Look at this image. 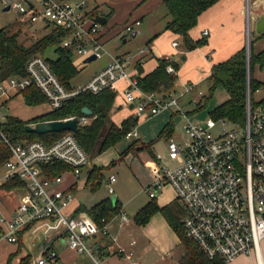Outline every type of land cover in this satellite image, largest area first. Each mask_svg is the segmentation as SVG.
Here are the masks:
<instances>
[{"label": "built area", "instance_id": "2783aa9c", "mask_svg": "<svg viewBox=\"0 0 264 264\" xmlns=\"http://www.w3.org/2000/svg\"><path fill=\"white\" fill-rule=\"evenodd\" d=\"M84 6V2L71 0H0V7L15 9L21 21L41 22L67 32L61 42L64 47L84 57L96 55L100 58L106 53L104 25L85 12ZM141 24L139 20L127 23L123 27L124 32L129 37H136L142 31ZM208 34V31L203 32V36ZM179 44L178 41L173 42L175 47ZM134 57L135 54L131 53L113 57L85 84L71 90L64 86L41 55L29 59L25 75L0 79V141L10 151V157L0 165V186L16 179L24 181V198L15 215L0 218V240L15 244L20 231L26 229L36 235L43 230L45 245L34 264H105L99 238L109 235L110 221L103 219L104 224L99 226L88 215L69 213L74 193L71 188L62 186L66 172L75 177L81 174L89 162V154L72 131L51 144L40 139L23 140L12 136L3 129L8 117L4 116L2 108L31 86L42 91L51 110H54L82 92L114 90L116 84L124 80L125 101L133 104L134 119L176 110L188 120V138H170L167 142L173 165L161 166V157L156 156L160 171L152 188L147 189L150 197L154 198L166 184L173 186L176 200L183 208L185 234L209 259L230 262L242 254H255L257 264H264V97L255 99L258 104H254L249 88L243 127L227 119L213 117L204 124L195 123L180 106L182 96L191 89L184 92L176 89L145 91L138 76L130 70ZM165 58L168 60L167 72L177 76L173 58ZM208 77L203 80H208ZM80 120L88 121L85 116L78 118ZM218 125L220 128L216 130ZM126 137L139 139V133L134 128ZM57 162L70 169L49 177L46 165ZM115 180L112 175L108 188L110 193H114L111 183ZM55 240L86 256L89 263L63 261L53 248ZM128 264L139 262L130 257Z\"/></svg>", "mask_w": 264, "mask_h": 264}, {"label": "trees", "instance_id": "16d2710c", "mask_svg": "<svg viewBox=\"0 0 264 264\" xmlns=\"http://www.w3.org/2000/svg\"><path fill=\"white\" fill-rule=\"evenodd\" d=\"M218 1L220 0H164L163 4L169 15L164 27L165 30L178 34L182 39L185 50H192L204 45L207 40L202 38L194 41L190 36V30L197 24L199 16ZM66 36L67 32L61 28L52 27L49 33L44 34L30 45H25L19 41L17 32H13L7 27H0V79L12 75H25V68L29 59L36 55H42L49 62L64 86L69 90L73 89L72 80L76 77L79 70L72 61V49L61 44ZM152 40L153 38L148 43H151ZM157 60V66L144 75H142L141 66L137 65L139 82L145 91H171L175 87L177 76L167 72L168 60L165 57ZM173 65L177 70L179 69L177 63L173 62ZM257 66L264 67V50L255 52L253 41H251L249 60L246 47H243L228 59L212 67L208 77L210 92L213 93L216 88L223 87L228 93V99L212 111L211 117L227 119L238 126H245L248 90L249 88L251 89L253 103L258 104L254 94L259 88L264 86V82L254 77V69ZM22 95L27 105L35 106L48 103L46 96L35 86L23 90ZM115 95V92L110 89H105L99 93L85 91L67 100L61 108L30 119H22L13 115L8 116L3 129L16 138L23 140L40 139L46 144H51L57 138L68 133V130L40 135L28 131L27 126L41 121L64 120L70 117L81 118L85 116L88 121L83 122L80 120L79 131L74 134L89 156L93 157L125 139L127 133L133 130L137 124V119L130 117L125 119L121 125L111 122L107 127L110 122ZM84 107L90 108L92 114H83L82 109ZM172 128V122L167 124L160 132L159 138L167 137L170 139ZM138 144H140L139 139H134L123 154H127ZM146 148V146H143L141 150ZM9 157L10 151L0 141V165ZM45 168L49 177L57 176L70 169L69 166L60 162L48 164ZM103 169L99 167L91 169L87 178V185L92 191L98 190L104 177ZM3 187L9 190L15 187L24 188V181L16 179L5 183ZM174 205L175 207L159 206L155 200H151L135 215V221L140 225H144L148 223L153 213L160 210L167 218L170 226L181 238V243L185 250V254L181 258V264H225L224 261L218 258L209 259L198 245L186 236L182 224L183 209L178 203ZM84 210L99 226H102L104 224L103 219L107 222L111 221L115 215L121 212V207L116 199L106 198L91 208H84ZM24 230L19 233V248L15 254L21 250L20 247L23 242L21 233ZM15 254L10 255L9 264H11L10 260ZM31 259L32 255L27 254L20 259L18 264H30Z\"/></svg>", "mask_w": 264, "mask_h": 264}, {"label": "crops", "instance_id": "0c3cea01", "mask_svg": "<svg viewBox=\"0 0 264 264\" xmlns=\"http://www.w3.org/2000/svg\"><path fill=\"white\" fill-rule=\"evenodd\" d=\"M72 2H84V11L90 14H93V19L97 14L104 16L107 19V22L104 25L105 35H104V45L106 48V53L108 60L98 66L96 70L91 73L89 76L82 78L80 76L82 70L87 65V58L82 55L75 53L73 50L72 61L74 65L79 70L76 77L72 80L73 87H78L85 84L92 76L102 70L113 57L122 56L124 54H135L134 61L131 64L130 70L132 73L138 75V67L140 65L142 68V75L151 72L157 66V59L163 57H172L173 62L177 63L179 66V58L185 61L186 67L192 69L198 82H203V78L210 75L212 67L229 57L235 54L237 51L247 46L248 39L251 37L253 39V46L255 44L259 45L258 49L255 52H260L264 50V33L260 37H256L253 34L254 23L264 15V0H220L207 10H205L198 19L197 24L190 30V36L194 41L205 38L207 42L192 50H185L183 47V42L181 37L178 34H175L171 31L165 30L166 22L169 19V15L166 7L163 4L164 0H71ZM3 11H8L2 9ZM139 20L142 22V39L135 41V37H129L125 32L123 27L130 22ZM21 21V20H20ZM28 26L33 28L40 27L41 29H52V25L48 26L41 22L30 23L26 22ZM208 31L209 34L203 36V32ZM254 35V38H253ZM153 38L151 43L148 41ZM178 41L180 44L175 47L173 42ZM135 43V45H132ZM112 44V45H111ZM112 46V49H108L109 46ZM144 49L143 52H140ZM42 56V55H41ZM44 57V56H43ZM102 57V56H101ZM45 58V57H44ZM97 59V58H96ZM95 59V60H96ZM93 62V61H91ZM258 67V66H257ZM177 75H179V69L177 70ZM254 77L262 82H264V67H259L257 73L254 74ZM208 82V80H205ZM175 82V87L176 89ZM126 81L120 80L116 84V88L112 91L115 92V101L110 115V122L107 124V127L111 122L121 125V123L130 117L134 116V106L131 103L125 101L124 96V86ZM262 91L264 92V86ZM19 95H22L19 94ZM16 97V96H15ZM23 97V95H22ZM264 95L261 97L263 98ZM14 99V97L12 98ZM9 100V102L12 101ZM117 99V100H116ZM260 99V98H258ZM24 100V98H23ZM25 102V101H24ZM49 105V104H48ZM51 111L49 106L48 110L41 111L36 113L34 116L28 117L27 119L42 115ZM170 111L173 116L175 113H178L173 110ZM163 112V111H162ZM164 117V116H162ZM167 118H162L159 120L160 125L165 123ZM165 127V126H164ZM73 132V131H72ZM75 133V132H73ZM166 142H168L167 137H163ZM170 138H175L171 134ZM129 139V138H125ZM177 139V138H175ZM127 147L134 141L133 138ZM140 144L145 145L151 150L150 145H146L140 140ZM126 147V148H127ZM153 152V151H152ZM155 159L153 172H156L158 175L160 171V164L155 156V153H152ZM87 165L83 168L81 174L78 177H75L71 172L64 174V181L62 186L66 188H71L73 193H77L80 189L89 188L87 185V178L93 167H99L92 162L90 159ZM100 168V167H99ZM153 175L151 182L153 184L157 175ZM2 174L0 173V176ZM114 175L116 180L111 183L114 187V184L117 182V175L115 173L109 174L106 188L108 194L115 196V199L119 202L121 207V212L115 215L110 221V233L107 236H101L100 244L101 249L103 250L102 258L105 264H128L130 257L139 262V264H146L147 261L144 259L145 249L144 242L147 236V233H150L148 228V223L140 225L135 221V216L133 218L129 217L128 211L125 209L123 202L115 195L114 193L109 192L110 177ZM69 176V177H68ZM84 176L83 186H81V177ZM107 179V178H106ZM148 184V185H149ZM166 184L165 186L167 187ZM164 188L157 191V194L154 198L159 206H172L175 207V203L179 202L176 200V192L173 186L170 188ZM81 187V188H80ZM13 189H7L0 186V218H11L15 215L20 201L24 198V193L20 195V199L15 196H11L10 193ZM24 191V188H20ZM102 191V190H100ZM91 192V191H90ZM97 193V191H92V194ZM112 196H106L105 192L100 193L98 197L95 198L90 205L84 204L79 201H75V197L71 202L68 212L76 215H87L84 208H91L97 203L101 202L106 198H112ZM17 200H15L14 198ZM151 201V200H149ZM148 201V202H149ZM147 202V203H148ZM146 203V204H147ZM145 204V205H146ZM144 205V206H145ZM142 206V207H144ZM182 208V206L179 204ZM141 207V208H142ZM183 209V208H182ZM139 212V210H138ZM137 212V213H138ZM136 213V214H137ZM135 214V215H136ZM122 215L126 216L124 219ZM141 227V228H140ZM170 228V227H169ZM140 229V230H139ZM171 229V228H170ZM173 229V228H172ZM174 230V229H173ZM149 231V232H148ZM175 231V230H174ZM147 232V233H146ZM26 233H31L28 230H24L21 233L23 237ZM174 233V234H172ZM168 234V233H167ZM172 234V236H171ZM176 234V235H175ZM35 235V234H33ZM168 237L170 240L172 238L173 245L171 242L164 244L166 250H170V258H164L163 261H160V264H181V258L185 254L184 247L181 243V238L176 232H169ZM42 243V248L39 253L43 251L44 243ZM163 243V238H159L158 242ZM59 242L55 240L53 242V248L57 251L60 258L63 261H73L77 263H89L86 256L78 254L70 250L67 245L61 241L62 249H58L55 244ZM19 241L17 243H9L6 240H0V264H9V258L11 254H15L19 248ZM38 253V254H39ZM31 254V253H28ZM39 254V256H40ZM27 255V254H26ZM32 255V254H31ZM24 255H20L19 259L23 258ZM34 258V256H32ZM20 261V260H19ZM18 259L15 256L10 260L11 264H18ZM151 264V262L149 263ZM157 264V263H156Z\"/></svg>", "mask_w": 264, "mask_h": 264}, {"label": "rangeland", "instance_id": "374dc122", "mask_svg": "<svg viewBox=\"0 0 264 264\" xmlns=\"http://www.w3.org/2000/svg\"><path fill=\"white\" fill-rule=\"evenodd\" d=\"M0 27H7L13 32H17L19 41L25 45H30L32 42L52 30L51 28L41 29L40 27L33 28L32 26H28L23 21H20L15 9L3 11L2 7H0ZM142 35L143 33L141 31L135 37L139 39H136L135 41L141 40ZM251 41H253V39L249 37L246 46L247 54L250 53ZM111 45L108 49H112ZM132 45H135V43ZM258 47L259 45L255 44L253 49L257 50ZM107 57V54H103L102 57L97 58L93 62L87 63L80 76L82 78L89 76L98 66L108 60ZM178 62L179 75H177L176 79V90L184 92L187 89H191L184 96H182L180 106L185 112L189 113L190 121L204 124L206 120L211 117L212 111L228 99V93L223 87H218L213 93H211L210 86L207 81L198 82V76L196 77L195 72L186 67L185 61L179 58ZM258 68L259 67H255L254 74L257 73ZM263 95V91L256 92L254 94V98L258 99ZM48 109V103L35 106L27 105L24 102L22 95H17L11 102H8L7 105L2 108V111L4 116L7 117L13 115L22 119H27L28 117L34 116L38 112ZM170 114H172L170 111H163L157 115H150L137 119V124L134 128L138 131L140 140L146 145H150L151 150L149 148L141 150L142 147L145 146L141 144L135 146L134 149L124 155L123 153L125 152L127 144H129L132 140L123 139L115 146L91 157L90 159H92L94 164L100 168H104V177L101 180L97 193L92 194V190L90 188H86L85 190L80 189L74 194L76 199L75 201L90 205V203L93 202L100 193L105 192L106 196H112V194H108L106 188V183L109 174L111 173H115L117 175V182L114 184L116 190L115 195L125 205V209L128 211L129 217L133 218L138 210H140L141 207L149 200H155L150 198L149 192L147 191V189L152 188V184H149V182H151V177L156 174V172H153V167L154 165L157 166V164L155 163L152 153H155V156L161 157V166H172L174 163L169 158L166 140L162 137L159 138L160 132L163 130L164 126L172 122V134L174 137L177 138V140H185L188 138L186 133L188 120L183 116L182 112L175 113L173 116ZM162 118H167V121L160 125L159 120ZM219 128L220 126L218 125L216 130ZM84 178V176L80 178L81 186H83ZM170 186L171 185H167V187H165L166 189L170 188L172 190ZM163 188H161V190ZM23 193L24 191L22 189L17 188L11 191L10 195L15 196L19 201L20 195ZM148 228L149 229L147 230H149L150 233L146 232L147 236L145 242L143 243L146 255L143 257L147 261L146 264H149L150 262L151 264H160V261H163L165 257H171L169 254L170 250H166L164 244L171 242V245H173L174 242L172 238L170 240L168 234L169 232L175 231L172 229L167 218L160 210L153 213L150 217L148 221ZM48 237H51V234H49ZM159 238H163V243L161 241L158 242ZM22 239L23 242L20 247L21 250L15 254V260L17 258L19 261V256L22 254L25 256L26 254L31 253L34 258L32 257L30 264H34V260L39 256V251L42 248L41 245L45 240L43 230L39 231L36 235L26 233ZM61 243L56 242L55 244L59 250L62 249ZM262 248L264 256V240L262 241ZM60 256H62V252H60ZM225 264H257V259L255 254H242L234 261L225 262Z\"/></svg>", "mask_w": 264, "mask_h": 264}, {"label": "water", "instance_id": "95a60500", "mask_svg": "<svg viewBox=\"0 0 264 264\" xmlns=\"http://www.w3.org/2000/svg\"><path fill=\"white\" fill-rule=\"evenodd\" d=\"M5 10H9V7L5 8ZM95 20L100 22L101 24H105L107 22V19L104 16H101L100 14H97L95 16ZM253 31H254V35L256 36L262 35L264 33V15H262L254 23ZM96 58H97L96 55H91L87 58V62L94 61ZM249 59H250V53L248 54V60ZM82 112L85 115L92 114V110L88 107H84L82 109ZM27 130L30 132L40 134V135L51 133V132H60L63 130L73 131L76 133L79 131V121L77 117L64 119V120L41 121L34 125H28ZM112 199L115 200V196H112Z\"/></svg>", "mask_w": 264, "mask_h": 264}]
</instances>
